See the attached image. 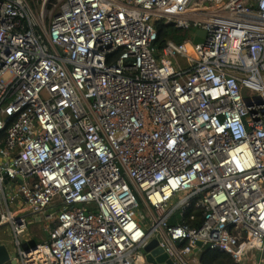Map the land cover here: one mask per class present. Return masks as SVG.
<instances>
[{
  "label": "built area",
  "instance_id": "obj_1",
  "mask_svg": "<svg viewBox=\"0 0 264 264\" xmlns=\"http://www.w3.org/2000/svg\"><path fill=\"white\" fill-rule=\"evenodd\" d=\"M159 21L194 33L161 49ZM3 131L17 264H147L155 239L264 264V0H0ZM29 218L53 225L27 250Z\"/></svg>",
  "mask_w": 264,
  "mask_h": 264
},
{
  "label": "trees",
  "instance_id": "obj_2",
  "mask_svg": "<svg viewBox=\"0 0 264 264\" xmlns=\"http://www.w3.org/2000/svg\"><path fill=\"white\" fill-rule=\"evenodd\" d=\"M156 28L157 32L159 34V39H158V46L162 49L165 45L166 42L172 40L173 42L180 44L184 42L187 38L190 37L192 31H185L183 29H179L175 27L174 25H166L163 21H159L156 23ZM6 131H3L0 133V147L3 148L5 145V140H6ZM202 208H197L196 202H193L191 206H189L185 210V215L183 218V222L186 225H189L191 227H200L203 222V210ZM52 211V210H51ZM49 210L48 212L51 213ZM193 218V219H192ZM181 223V220L179 216H175L171 219L169 225H177ZM202 261V264H211L212 262H219L222 261L224 264L228 260H230L231 264H233L232 260L229 257L226 256H221L220 253L213 252L210 250L204 251L202 254V257L200 258Z\"/></svg>",
  "mask_w": 264,
  "mask_h": 264
},
{
  "label": "rangeland",
  "instance_id": "obj_3",
  "mask_svg": "<svg viewBox=\"0 0 264 264\" xmlns=\"http://www.w3.org/2000/svg\"><path fill=\"white\" fill-rule=\"evenodd\" d=\"M193 28H195V26H193ZM192 33H194V30H192ZM5 183H6V180L4 181V184ZM4 189H5L6 196H7L11 209L19 208L18 207L19 206L18 202L20 200L19 187L17 186L11 187L6 183L4 185ZM0 198L3 199V194H2L1 189H0ZM0 207H1V211L3 210L7 212L6 206L3 203V201H0ZM52 225H53L52 221L50 222L43 221V223L42 222L36 223L35 219L29 218L28 231L21 237L22 245L24 246L27 240L32 241L33 239H35L36 242L38 243H42V244L45 243L46 241H48V238H49L46 230L52 227ZM2 243L10 251L12 252L16 251V247L14 243V236L12 235L10 228L7 224L0 227V244ZM200 258H201L200 255L199 257L198 255H196L194 258L192 257L186 258V261L188 264H196L194 262V259H195L197 261V264H199V262H201ZM225 263L231 264L230 260H228ZM6 264H10V263H6ZM211 264H224V263L222 261H219V262H214V263L212 262Z\"/></svg>",
  "mask_w": 264,
  "mask_h": 264
},
{
  "label": "water",
  "instance_id": "obj_4",
  "mask_svg": "<svg viewBox=\"0 0 264 264\" xmlns=\"http://www.w3.org/2000/svg\"><path fill=\"white\" fill-rule=\"evenodd\" d=\"M196 37L193 40V43L195 45L202 44L204 41V37L206 36V33L204 31H196L195 32ZM9 178L8 175H6L5 180L7 182V179ZM0 222H1V208H0ZM197 246L200 248L202 246V243H197ZM30 247H36V245L30 246ZM30 247H27L25 249L29 250ZM143 253L145 255V260L147 264H175L173 259H171L168 254H166L159 246L158 240H152L149 242L144 248ZM16 254L10 253L8 248L5 245H0V264H17L16 263Z\"/></svg>",
  "mask_w": 264,
  "mask_h": 264
},
{
  "label": "crops",
  "instance_id": "obj_5",
  "mask_svg": "<svg viewBox=\"0 0 264 264\" xmlns=\"http://www.w3.org/2000/svg\"><path fill=\"white\" fill-rule=\"evenodd\" d=\"M9 186H17V187H19V182L17 181V180H15V179H12L10 176H9V178L7 179V182H6ZM5 183V184H6ZM4 184V185H5ZM19 202H20V200H19ZM19 202H18V204H19ZM16 209V208H15ZM38 222H42L43 223V221H36V223H38ZM3 244V243H2ZM2 244H0V245H2ZM37 244H42V243H38V242H36V240L35 239H33L32 241H26V243L24 244V248H27V247H30V246H33V245H37ZM9 250V249H8ZM10 251V250H9ZM10 253H14L15 254V252H12V251H10ZM256 257H258L257 255H256Z\"/></svg>",
  "mask_w": 264,
  "mask_h": 264
},
{
  "label": "clouds",
  "instance_id": "obj_6",
  "mask_svg": "<svg viewBox=\"0 0 264 264\" xmlns=\"http://www.w3.org/2000/svg\"><path fill=\"white\" fill-rule=\"evenodd\" d=\"M144 254V253H143Z\"/></svg>",
  "mask_w": 264,
  "mask_h": 264
}]
</instances>
